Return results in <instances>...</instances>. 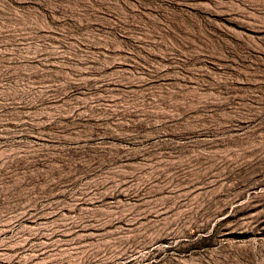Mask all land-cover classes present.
Listing matches in <instances>:
<instances>
[{"label": "rangeland", "instance_id": "rangeland-1", "mask_svg": "<svg viewBox=\"0 0 264 264\" xmlns=\"http://www.w3.org/2000/svg\"><path fill=\"white\" fill-rule=\"evenodd\" d=\"M0 264H264V0H0Z\"/></svg>", "mask_w": 264, "mask_h": 264}]
</instances>
